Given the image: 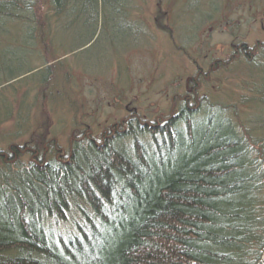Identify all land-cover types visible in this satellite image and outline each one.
<instances>
[{"label":"trees","instance_id":"trees-1","mask_svg":"<svg viewBox=\"0 0 264 264\" xmlns=\"http://www.w3.org/2000/svg\"><path fill=\"white\" fill-rule=\"evenodd\" d=\"M136 9L0 0V91L48 73L46 48L77 54L120 16L144 38ZM64 33L83 41L62 48ZM227 63L242 70L233 106L193 85L162 120L130 116L65 150L39 139L0 152V264H264V41L235 44ZM20 108L5 137L22 134Z\"/></svg>","mask_w":264,"mask_h":264},{"label":"rangeland","instance_id":"rangeland-1","mask_svg":"<svg viewBox=\"0 0 264 264\" xmlns=\"http://www.w3.org/2000/svg\"><path fill=\"white\" fill-rule=\"evenodd\" d=\"M136 5L131 17L142 23L144 38L120 16L117 29H106L77 54L51 55L46 48L48 73L28 74L0 91V120H6L0 125V152L39 139L65 150L78 133L86 130L98 139L130 116L162 120L193 85L198 98L235 105L242 70L227 63L226 72L221 65L235 44L264 41V0H136ZM62 35L64 43L68 34ZM80 41L75 36L62 48ZM20 105L22 134L5 137L15 128Z\"/></svg>","mask_w":264,"mask_h":264}]
</instances>
